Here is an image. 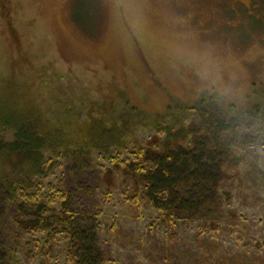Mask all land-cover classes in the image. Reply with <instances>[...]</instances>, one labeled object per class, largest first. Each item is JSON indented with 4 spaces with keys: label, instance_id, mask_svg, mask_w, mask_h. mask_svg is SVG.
<instances>
[{
    "label": "rangeland",
    "instance_id": "obj_1",
    "mask_svg": "<svg viewBox=\"0 0 264 264\" xmlns=\"http://www.w3.org/2000/svg\"><path fill=\"white\" fill-rule=\"evenodd\" d=\"M261 1L0 0V121L30 113L77 132L78 142H96L101 111L108 120L133 113L135 139L124 138L132 148L155 135L157 117L177 101L208 95L224 109L250 110L264 100ZM12 140L0 122V143ZM104 157L95 154L100 164ZM8 160L0 154V174L11 177ZM60 160L56 175L65 171ZM117 187L111 206L124 200L123 184ZM119 223L118 234L107 236L109 264H264V221L199 239L191 230L179 238L152 234L135 215Z\"/></svg>",
    "mask_w": 264,
    "mask_h": 264
},
{
    "label": "trees",
    "instance_id": "obj_2",
    "mask_svg": "<svg viewBox=\"0 0 264 264\" xmlns=\"http://www.w3.org/2000/svg\"><path fill=\"white\" fill-rule=\"evenodd\" d=\"M175 106L157 117L145 145L136 140L132 148L124 138L135 139L133 113L108 120L101 111L96 142H78L77 132L43 125L30 113L0 121L13 130V140L0 143L13 165L11 177L0 174V264H109L107 236L117 235L128 215L152 234L178 238L263 223L264 100L245 112L208 95ZM118 183L124 200L111 206Z\"/></svg>",
    "mask_w": 264,
    "mask_h": 264
}]
</instances>
